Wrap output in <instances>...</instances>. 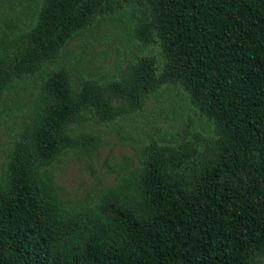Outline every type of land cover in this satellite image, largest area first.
Instances as JSON below:
<instances>
[{"label":"trees","instance_id":"1","mask_svg":"<svg viewBox=\"0 0 264 264\" xmlns=\"http://www.w3.org/2000/svg\"><path fill=\"white\" fill-rule=\"evenodd\" d=\"M7 121L0 264H264V0H0ZM96 128L135 159L68 206L50 168Z\"/></svg>","mask_w":264,"mask_h":264},{"label":"rangeland","instance_id":"2","mask_svg":"<svg viewBox=\"0 0 264 264\" xmlns=\"http://www.w3.org/2000/svg\"><path fill=\"white\" fill-rule=\"evenodd\" d=\"M77 45V43H75ZM119 43H116L104 58L101 56V46L95 45L91 53V62L88 67L95 69L103 66L110 68L119 57ZM75 47L72 46V50ZM22 103L31 100L30 90H20ZM118 106L121 102L113 98ZM148 106L147 109H151ZM22 122L20 119L17 123ZM14 125L13 121H7L0 126V176L7 154L13 147L10 131ZM96 132L105 135L104 146L100 148L92 157L82 156L78 150L69 151L66 155L50 168L54 177V182L58 188L62 199L68 206L86 205L91 194H98L110 188L116 187L122 182L124 171L119 169L126 167L130 160L134 161L135 151L131 146L122 143V140L113 134H106V129L96 128Z\"/></svg>","mask_w":264,"mask_h":264}]
</instances>
